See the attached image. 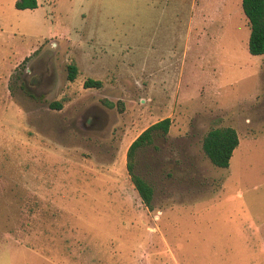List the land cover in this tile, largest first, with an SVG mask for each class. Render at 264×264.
<instances>
[{"label":"rangeland","instance_id":"obj_1","mask_svg":"<svg viewBox=\"0 0 264 264\" xmlns=\"http://www.w3.org/2000/svg\"><path fill=\"white\" fill-rule=\"evenodd\" d=\"M17 1L0 0V264H264V55L241 0ZM165 118L134 155L147 207L126 151ZM223 127L226 169L202 150Z\"/></svg>","mask_w":264,"mask_h":264},{"label":"trees","instance_id":"obj_2","mask_svg":"<svg viewBox=\"0 0 264 264\" xmlns=\"http://www.w3.org/2000/svg\"><path fill=\"white\" fill-rule=\"evenodd\" d=\"M16 9H35L36 0H18L15 4ZM242 11L249 24L248 52L254 56L264 55V0H241ZM67 79L73 81L76 77L77 68L75 65H68ZM84 88H99L100 81L91 79L85 80ZM53 108L61 109L60 104H54ZM171 124L169 118L162 119L144 131H142L131 142L126 151V170L130 176V181L137 191L142 203L150 207L153 190L151 186L134 173V155L140 147L148 146L153 141V133L162 131L167 133ZM238 136L231 127L214 128L208 131L202 140V150L209 162L217 167L226 169L229 166L232 153L238 146Z\"/></svg>","mask_w":264,"mask_h":264},{"label":"flooded vegetation","instance_id":"obj_3","mask_svg":"<svg viewBox=\"0 0 264 264\" xmlns=\"http://www.w3.org/2000/svg\"><path fill=\"white\" fill-rule=\"evenodd\" d=\"M91 120H92V118L89 117V118L87 119V122H91Z\"/></svg>","mask_w":264,"mask_h":264}]
</instances>
